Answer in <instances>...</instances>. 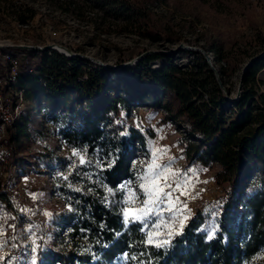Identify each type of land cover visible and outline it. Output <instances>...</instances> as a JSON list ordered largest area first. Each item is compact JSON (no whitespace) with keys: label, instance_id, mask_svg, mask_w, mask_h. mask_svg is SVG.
Listing matches in <instances>:
<instances>
[{"label":"trees","instance_id":"obj_1","mask_svg":"<svg viewBox=\"0 0 264 264\" xmlns=\"http://www.w3.org/2000/svg\"><path fill=\"white\" fill-rule=\"evenodd\" d=\"M156 1L159 0H63L65 4L60 8L78 18L83 17L86 9L102 13L104 20L112 15L116 21L134 25L142 29V35L155 39L170 26L164 15L153 19L156 13L149 9L148 3L154 5ZM160 1L167 5L172 3ZM194 1L215 12L230 13L235 5L241 6L247 0ZM27 11V18L36 13L34 8ZM170 41L176 40L171 38ZM202 47L206 54L212 55L213 64L199 51H191L193 60L185 65L175 63L171 52L152 51L140 53L133 64L121 68L127 72L131 86L156 93L155 104H161L162 96H167L168 103L164 107L168 115L181 118L189 125L185 158L204 166L218 165L216 181L226 184L212 239L204 230L209 216L198 209L188 219L182 233L173 237L171 247L153 249L152 257L158 264H262L258 256L264 247V91H260L256 76L264 68V55L253 59L242 75L239 72L237 95L232 98L230 76L239 69L234 65L236 62L216 40H205ZM7 49L18 59L19 85L27 91L43 93L46 100L66 99L70 90L87 96L106 94L111 86V70L101 66L91 68L79 62L77 55L68 57L56 50L14 46ZM255 55H247V60ZM153 61L161 63L152 68ZM30 68L35 69L33 73L28 72ZM132 101L126 94H108L95 116L80 114V128L64 130L63 138L69 146L85 147L86 152L92 154L106 143L100 126L103 117L99 112L108 113L118 105L129 108ZM9 134L4 140L7 154L0 152L2 163H10L15 158ZM113 146L114 156L110 162L114 163L110 168L109 162L103 164L98 181L86 180L90 183L88 186L83 181L80 191L68 188L66 181L57 186L58 193L69 198L68 205L72 209L61 217V226L69 228V239L65 241L61 233L50 241L41 237L35 254L38 264H112L121 254L138 255L144 250L138 246L142 238L138 231L140 225L124 230L119 206L111 200L105 201L104 186L114 190L132 177L131 161L137 150L145 148V138L138 130L131 129L126 138H119ZM256 173L258 180L250 182ZM71 177L69 175L68 179ZM0 206L5 210L9 208L6 193L1 189ZM14 234L16 249L2 264L18 263L22 240L18 231L14 230ZM133 245L137 246L131 247ZM147 258V255L140 257L141 260ZM129 264L136 262L129 261Z\"/></svg>","mask_w":264,"mask_h":264},{"label":"rangeland","instance_id":"obj_2","mask_svg":"<svg viewBox=\"0 0 264 264\" xmlns=\"http://www.w3.org/2000/svg\"><path fill=\"white\" fill-rule=\"evenodd\" d=\"M169 2L172 3L167 5L160 0L154 5L148 3L149 9L156 13L153 19L164 15V19L170 22L169 30L153 39L142 35V29L134 25L116 21L112 15L104 20L102 13L86 9L83 17L78 18L60 8L61 4H65L63 0H0V40L10 41L5 44L6 47L54 44L76 53L79 62L91 68L101 66L112 71L111 86L106 94L92 93L87 96L79 94L78 90H70L66 99L46 100L43 93L25 90V109L6 136L11 133L15 158L10 163L0 162V189L6 193L9 202L8 210L0 206V264L16 249L14 230L19 232L22 240L17 264H31L33 235L37 245L41 237L50 241L57 233H61L65 241L69 239V228L61 226V217L70 208L69 198L60 195L57 186L66 181L67 186L69 183L72 185L68 188L74 191L76 188L82 190L84 182L90 185L86 180L92 183L98 181L99 170L114 156L113 143L121 137L126 138L131 129L142 133L145 148L137 150L131 161L132 177L118 184L113 190L114 197L107 193L108 200H123L124 195L118 189L129 181L139 192L137 175L152 161L154 151L166 149L156 151L157 162L170 165L172 172L176 173L170 177L169 183L173 189L177 188V182L181 184L172 194L179 197L181 208L186 206L183 215L189 219L198 209H209L205 211L209 218L204 230L208 236L212 232L215 234L218 210L226 193V184L216 181L219 166L188 161L184 151L189 140V125L181 118L168 115L164 107L168 103L166 95L162 96L161 104H155L156 93L131 86L127 72L121 68L133 64L140 53L152 51L171 52L172 60L180 65L193 60L191 51H199L213 64L212 55L206 54L202 46L205 40H216L225 51H229L233 62H236L234 65L239 68L230 76L233 84L231 96L235 98L237 76L249 61L247 55L264 51V0H247L241 6L235 5L230 13L215 12L194 0ZM28 8L36 11L32 18H27ZM171 38L176 41H170ZM160 63L153 61L151 67L157 68ZM256 77L260 91H264V68ZM108 94H126L133 101L129 108L118 105L116 110L108 113L99 112L103 117L100 126L106 143L92 154L87 153L85 147L69 146L62 132L79 129L82 113L95 116ZM74 149L90 163L79 165V157L72 155ZM97 162L101 167H97ZM73 163L78 167L73 169ZM86 173L91 176L90 179ZM69 175H72L70 179H63ZM58 177L62 181L57 182ZM258 177L256 173L250 182H256ZM117 205L120 209L121 205ZM121 218L123 221L122 213ZM40 230H43L42 234ZM123 256L119 255L112 264H124L120 259ZM258 259L264 264V247Z\"/></svg>","mask_w":264,"mask_h":264},{"label":"snow or ice","instance_id":"obj_3","mask_svg":"<svg viewBox=\"0 0 264 264\" xmlns=\"http://www.w3.org/2000/svg\"><path fill=\"white\" fill-rule=\"evenodd\" d=\"M123 134V133H122ZM156 151H166V149L156 150ZM156 151L153 152L152 161L137 175L136 183L138 184L139 192H137L132 187V182H126L121 184L118 191L124 195V199L121 201H116L113 199L111 203L120 204V212L123 215V228L127 231L130 226L134 224L140 225L138 231L142 234V238L139 241L140 247L144 250L138 255L129 256L125 253L120 259L123 260L124 264H129V261L136 262V264H158V261L153 260L152 250H167L171 247L172 239L176 235H180L185 227V223L188 216L183 215L186 206L181 208L179 197H174L173 192L181 187V184L177 182V188L173 189L169 179L175 176L170 165H161L157 162ZM73 156L79 157V165L89 164L90 161L85 159V156L81 155L79 151L73 150ZM114 161L108 163V167H112ZM78 167L73 163L72 168ZM97 167H101L99 162H97ZM86 175H88L86 173ZM90 179L91 176L88 175ZM63 179L68 180V176H64ZM70 188L72 185L69 183ZM105 187L106 193L109 196L114 197L115 192L113 189ZM81 189L76 188L74 191H80ZM91 191V189H89ZM126 193V194H125ZM141 196L143 199L141 200ZM36 196L33 194V199ZM108 200V196L105 197V201ZM106 206H108L106 204ZM71 207L69 211H71ZM205 211H210L206 209ZM45 215H51L50 213H45ZM101 227H104L103 225ZM31 234V229H29ZM120 236L121 233H117ZM214 232L210 233L208 238L212 239ZM16 239V237H13ZM31 248L32 260L31 264H38L37 253L38 245L36 244V238L33 235ZM2 246V245H0ZM15 246V245H14ZM133 245L131 247H136ZM85 251H90V249H85ZM147 255V260H141L140 257ZM94 259H99L98 257H93Z\"/></svg>","mask_w":264,"mask_h":264},{"label":"built area","instance_id":"obj_4","mask_svg":"<svg viewBox=\"0 0 264 264\" xmlns=\"http://www.w3.org/2000/svg\"><path fill=\"white\" fill-rule=\"evenodd\" d=\"M0 44V152L7 154L5 138L9 128L25 109L24 92L19 81V65L14 52ZM34 68L28 70L34 72Z\"/></svg>","mask_w":264,"mask_h":264},{"label":"water","instance_id":"obj_5","mask_svg":"<svg viewBox=\"0 0 264 264\" xmlns=\"http://www.w3.org/2000/svg\"><path fill=\"white\" fill-rule=\"evenodd\" d=\"M11 46V45H9ZM14 47H17V48H21V49H42V50H56V51H59L57 50L55 47L56 45L54 44H47V45H44L42 47H33L31 45H24V44H16V45H12ZM65 49V48H63ZM66 52H68L69 54H67L66 52L64 51H59L60 53L62 54H65V55H68L69 57H73V56H76L77 54L76 53H71L69 52L67 49H65ZM264 55V51L259 53V54H256L254 57H252L248 62L245 63L243 69H242V72L244 71V69L246 68V66L253 60V59H256V58H259L260 56ZM242 72H241V75H242Z\"/></svg>","mask_w":264,"mask_h":264},{"label":"bare ground","instance_id":"obj_6","mask_svg":"<svg viewBox=\"0 0 264 264\" xmlns=\"http://www.w3.org/2000/svg\"><path fill=\"white\" fill-rule=\"evenodd\" d=\"M10 41H8V40H0V44H3V45H5V44H8ZM57 50H59V51H64V52H66V50L65 49H63V48H61V47H59V46H56L55 47ZM67 54H69L68 52H66Z\"/></svg>","mask_w":264,"mask_h":264}]
</instances>
